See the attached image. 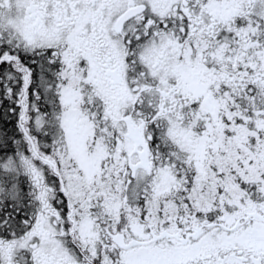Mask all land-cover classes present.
<instances>
[{
  "label": "snow or ice",
  "instance_id": "obj_1",
  "mask_svg": "<svg viewBox=\"0 0 264 264\" xmlns=\"http://www.w3.org/2000/svg\"><path fill=\"white\" fill-rule=\"evenodd\" d=\"M0 264H264V0H0Z\"/></svg>",
  "mask_w": 264,
  "mask_h": 264
},
{
  "label": "trees",
  "instance_id": "obj_2",
  "mask_svg": "<svg viewBox=\"0 0 264 264\" xmlns=\"http://www.w3.org/2000/svg\"><path fill=\"white\" fill-rule=\"evenodd\" d=\"M5 119H8L7 117H5Z\"/></svg>",
  "mask_w": 264,
  "mask_h": 264
}]
</instances>
